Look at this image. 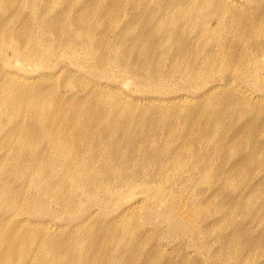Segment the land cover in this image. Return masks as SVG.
I'll return each mask as SVG.
<instances>
[{"label": "rangeland", "instance_id": "rangeland-1", "mask_svg": "<svg viewBox=\"0 0 264 264\" xmlns=\"http://www.w3.org/2000/svg\"><path fill=\"white\" fill-rule=\"evenodd\" d=\"M225 1L215 0L217 8ZM227 3L235 14L222 17L227 23L222 32L202 33L179 24L180 32L172 34L173 41L171 27L151 26L149 15L133 18L121 12L118 27L104 23L99 28L100 35L106 37L98 35L94 43L100 46L96 44L97 55L105 59L98 62L99 73L80 64L81 54L76 49L70 60L67 47L47 45L40 60L31 62L14 56L7 47L5 57L0 58V98L14 92L4 91L11 81L46 94L58 90L65 99H91L96 93L127 97L136 111L128 119L126 137L137 152L133 155L132 147L122 146L121 154L128 155L119 156L116 165L105 156L95 158L91 164L95 171L83 173L86 186L74 194L71 206L72 194L67 188H72L71 179L51 173L24 182L25 175L10 169L3 162L5 151L0 150V169L8 170L9 175L3 176L0 171V245L21 242L26 233L43 241L59 236L62 245L57 244L60 247L55 254L59 264H80L78 256L74 258L80 248L88 249L84 264H264V0ZM61 6L51 14L59 13ZM220 7L204 14V22L211 28L223 15ZM93 14L90 22L104 21L103 16L96 18ZM38 15L31 9L23 10V19L17 21L11 10L0 9V36L10 32L26 39L41 35L44 29L34 24ZM31 24L35 26L29 29ZM182 30L186 31L184 35ZM129 31L131 36L126 35ZM54 32L47 38L51 42L57 30ZM25 44L32 47L30 42ZM113 61L128 69L127 73L104 72L106 63ZM169 105L172 127L165 132L150 117ZM7 113L0 109L1 116ZM20 115L26 127L35 121L27 111ZM148 118L149 123L144 122ZM140 130L148 135L157 133L158 137L136 135ZM2 135L6 137L1 133L0 140ZM38 140L36 132L29 138L33 144ZM87 148L90 153L85 160H92L99 148L96 144ZM176 154L182 156L175 162L172 158ZM168 155L171 163L166 161ZM162 165L167 172H161ZM93 173L100 175L96 186L87 184ZM165 176L169 182L161 191ZM52 177L61 181L48 184ZM7 198L9 204L5 203ZM169 215L171 225L163 219ZM11 228L16 230L10 236ZM43 260L51 258L44 255Z\"/></svg>", "mask_w": 264, "mask_h": 264}, {"label": "bare ground", "instance_id": "bare-ground-1", "mask_svg": "<svg viewBox=\"0 0 264 264\" xmlns=\"http://www.w3.org/2000/svg\"><path fill=\"white\" fill-rule=\"evenodd\" d=\"M110 1L112 2H109L108 0H0V9L6 8L7 10H11L13 12V17L15 18V20L17 19V21L23 19L22 17L23 10L31 9V11H33L36 15L39 14L36 19L37 22H34V24L36 25V27H41L44 29L41 35L32 36L30 37V39L29 38L26 39L27 37L23 35H19L16 33L13 34L11 32L7 34L6 32L7 35H5V37L0 36V58L5 57V53L8 47V49L12 50V53H14V56H22L30 60L31 62L33 61L38 62V60H40L39 57L42 56L43 54V47L45 49V46L47 45H50L52 47L64 46V47H67L68 51H70L69 53L70 60H72L71 59L72 51L76 49L77 52L81 54L80 55L81 59L79 60L80 62H83V63H80V64L88 65L94 72L99 73L101 72V69L99 68L98 62L100 60L103 61L104 59L103 56L97 55L98 53L97 49H99L100 46L97 43L96 44L99 47L96 44H94L96 38L98 37V35H100L99 28L101 26H104L105 25L104 23L115 26L122 17V16H119L121 12H125L127 13V15L133 18L140 17L141 15L144 17L145 15H149L150 16L149 22L151 26L157 25V26H160V28L171 27V40L174 37L172 35L173 33H178V31L180 32V30H177V29H180L181 27V25L179 27V24H184V26H187L190 28L195 27V29L201 30V32L203 31L202 33L211 31V33L216 35L222 32L224 30V27L227 26L226 21L222 17L235 14L234 8H232L229 5V3H227L229 0L227 2L225 1L226 3L224 4L221 2L222 5H220L221 7L218 6V8L220 7L223 9V11L221 10L223 12L222 13L223 15L220 16L221 18L220 17L218 18L217 25L214 28H211L209 27L208 24H206V22H204L203 18H204V14H207V13L210 14L212 11H215L216 9H218L215 3V0H164V1H161V0H110ZM48 2H51V3H48ZM261 2L262 1H260V3ZM259 4H256V6ZM61 5H64L63 9L59 11V13H57L56 15H52L51 13H54V10L62 8ZM90 13H94L93 16L95 15L96 18L97 17L100 18L101 16H103L104 21H101L102 19L101 18L100 20H96V22H90L92 21L91 20L92 17L90 18ZM236 14H239V13H236ZM86 20L90 23H86L85 22ZM145 22L143 23L145 24ZM119 23L118 25H116V27L120 25ZM34 24H31L29 29H31V26H35ZM8 28H9V31H12L11 24L10 26L8 24ZM56 30L57 32H56V36L54 35L55 36L54 41L51 42L47 38H49L51 34L53 35V33H55L54 31ZM140 30L142 32V29ZM185 30H182L183 35L186 32ZM131 31L127 32L128 34L126 35L131 36ZM165 31L163 33H165ZM58 32H59V36H58ZM67 32H70V34L68 35ZM61 34L65 36L62 38ZM135 34L138 35V33H135ZM25 35L27 36V34ZM124 35L125 33H123V37ZM100 36L99 37L102 38V36L104 37V34L102 33ZM105 38L106 37H104V39ZM141 38H142V35H141ZM126 39H128V37ZM121 40H124V39H121ZM193 41L195 40L193 39ZM29 42L32 44L31 48L27 47V45L25 44ZM98 42H101V40L99 39ZM107 43L109 44L108 39H107ZM104 44L106 45V42ZM186 45H187V42H186ZM165 55L166 56L164 58L167 57V54ZM75 58L76 57L74 56L73 60H75ZM120 60H121V57H120ZM139 61L141 62V60ZM155 61L156 60H154V62ZM218 61H222V60H218ZM41 65L45 66L46 64L42 63ZM105 66L106 67L104 68L106 69L104 70V72L116 71L118 73L123 74V73H127V70H128V69L126 70V68L120 66L119 64H116L114 61L110 63L109 62L106 63ZM172 67L174 66L172 65ZM189 68H192V66ZM132 72L134 71L132 70ZM141 72L139 71V73ZM151 74H153V72ZM156 78H158V75ZM146 81L149 83H152V79H148ZM154 81L157 82V80H154ZM79 88H82L83 90H85L81 85ZM10 89H14V92L8 93V90ZM4 91H6L8 94L0 98V109L1 111L2 109L3 110L5 109L8 111V113L5 116L0 115V134L5 132V136H6L4 137V135H2L3 139L0 140V145L3 142L2 147H0V150L5 151L6 153V155L3 156L4 158L3 162H7L9 166L12 167L10 169L16 172V174H20L21 176L24 174L25 175L24 182L25 181L27 182L28 178H35V177L45 178L47 174H51V173L57 176L59 174H63L61 176L65 177L66 179H71L72 181H70V185H72V188L69 186L67 187L70 193L72 194L71 195L72 201H70L69 203L71 206L74 205L73 202L75 203L74 194L76 192L81 191L86 186L84 183L85 176L83 173L88 170L93 171V172L95 171V170H92V167H91L92 161L95 158L105 156L109 163H111L112 165H116L117 162L120 160L119 156L128 155V154L127 155L124 154L123 152L121 154L120 148L122 146H126L127 148L129 147L130 149L132 147L133 155H135L134 152H137L135 151L137 150V148L133 147V144L130 145V141H128L126 137V133L130 125V122H128V119H131V115H135V111H136V108L131 105L130 100L127 99V97H122L119 95H116V97H112L110 94L96 93L95 95L92 96L91 99L87 98L88 96L87 97L84 96L82 98L78 97V98H73V99L72 98L65 99L63 96L61 97L59 96L58 90L53 92L52 94L51 93L46 94L45 92L35 91V89L33 88L21 85L20 83H17L16 81H11V83L6 85V87L4 88ZM250 98L251 97H249L248 99ZM210 102L211 101H209V103ZM202 105L204 104L202 103ZM244 105L246 106L249 105L248 101H247V104L244 103ZM100 107L101 109H99ZM164 107L166 108L161 109L163 111L161 112L159 111L160 113H156L154 116L150 117V119L151 121L154 120L155 122L154 124L159 125V127L163 128L165 132H170L171 127H172L171 126V106L169 105V106H164ZM203 107L205 108L206 105ZM254 108L255 107H253V109ZM253 109H252V112H253ZM23 111H27V113L31 117H33L35 120L34 123H31L29 127H26L23 119H21L20 114ZM177 111L180 113L178 109ZM197 114H200V113L198 112ZM212 114L215 116L214 113ZM226 115H229V114H226ZM178 119L180 120L181 118H178ZM189 119L190 118H187L186 120L189 121ZM210 119H212V117H210ZM180 121L182 123V120ZM144 122L149 123V118L145 119ZM192 122H193V119H192ZM205 123H206V120H205ZM6 128L7 130H5ZM35 132L37 133L39 140L36 142V144H33L32 141H29V138ZM137 134L138 136H144V137L146 136L150 138L158 137L157 133H154L153 135L152 134L148 135L147 132H144V131L142 132V130L137 131L136 135ZM185 134H188L187 131ZM93 144H96L98 146L99 151L95 152V155L93 156L92 160H85L86 154L90 153L87 146L89 147V146H92ZM30 145H34V146H30ZM69 145H71L74 149ZM35 146L39 147V149L35 150L34 148ZM185 152L186 151H184L183 153ZM182 155L180 154L178 156V154H176L174 155L172 160L175 161L179 159ZM166 161H169L171 163V156ZM164 162L165 161H162V164ZM59 167H61V170H58ZM161 167H162L161 172H167L166 170H164L165 165H162ZM0 171H3V170L0 169ZM3 174H4L3 176L6 175V177H9L8 170H6L5 172L3 171ZM53 179L54 177L50 179L48 184H52V185L56 184L58 179H54V180ZM164 180H167V181H165L164 184L162 185L163 188L159 189L161 191L166 190L165 184L169 182V179L166 178V176ZM60 181L61 179L58 182ZM99 183H100V175L93 173V175L89 177L87 184H92L91 186H96ZM50 187L51 186H49L48 188ZM64 188L65 187H63V189ZM5 192H7V190H5ZM168 201H169V198H168ZM9 202L10 200L9 198H7L5 200V203L9 204ZM169 208H170V204H169L168 209ZM169 212H171V209L169 210ZM177 216L179 215L177 214ZM163 219L164 220L167 219V222H169L171 225V215L167 216L166 218L163 216ZM11 230L12 232L10 236L13 234L16 228L14 229L11 228ZM1 232H3V230L0 228V233ZM20 241L21 242H17L16 244H13V245H8L9 242H5L0 245V264H59V259L57 255H55L58 248L60 247L58 245H62L61 239L59 236L57 237L48 236L46 240L43 241L38 236H33L29 233H26L23 236H21ZM3 249L4 251L7 250L9 253L4 252ZM87 250L88 249L84 250L83 248H80L79 250L75 252L74 258L77 259V256H78L80 264H84L86 262L87 255H88ZM44 255H48L51 258V260L44 261L43 260Z\"/></svg>", "mask_w": 264, "mask_h": 264}]
</instances>
